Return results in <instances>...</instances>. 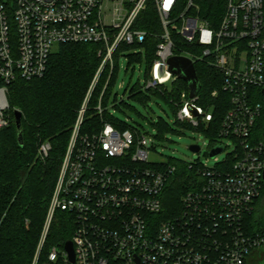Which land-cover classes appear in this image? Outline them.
<instances>
[{
	"label": "built area",
	"instance_id": "obj_1",
	"mask_svg": "<svg viewBox=\"0 0 264 264\" xmlns=\"http://www.w3.org/2000/svg\"><path fill=\"white\" fill-rule=\"evenodd\" d=\"M148 1L0 0L4 84L42 76L59 44L95 42L105 49L73 124L31 264H71L64 245L52 246L40 258L56 209L73 215V264H264V139L255 133L264 105V0H226L217 27L195 13L193 0H186L174 17L178 0H153L161 32L144 87L175 81L167 60L181 55L193 63L205 59L216 68L221 90L229 96L217 141L208 151L216 145L223 146L221 152L227 146L231 151L222 161L214 156V166L188 162L195 177L179 210L168 212L163 205L175 166L147 158L155 149L154 136L130 128L120 131L108 122L96 133H80L91 90L106 63L112 66L114 50L145 40L147 31L136 20ZM103 8L109 11L102 14ZM172 31L186 43L198 44L201 52L174 53ZM5 90L0 87L5 100L0 126L7 123L1 110ZM217 94V89L211 92ZM181 98L177 118L206 129L212 111L196 103L198 94L189 98L183 92ZM94 110H108L101 95ZM49 149L48 142L41 143L39 157L45 158Z\"/></svg>",
	"mask_w": 264,
	"mask_h": 264
},
{
	"label": "trees",
	"instance_id": "obj_2",
	"mask_svg": "<svg viewBox=\"0 0 264 264\" xmlns=\"http://www.w3.org/2000/svg\"><path fill=\"white\" fill-rule=\"evenodd\" d=\"M186 0H178L171 12L176 16L185 7ZM197 6L195 13L205 19L211 27H217L226 7V0H193ZM190 11V9H189ZM193 12V10H191ZM136 26L147 31L142 43L119 44L112 54V66L106 63L91 90L80 133H96L105 122L118 130L136 127L114 117L108 110L98 113L94 110L101 95V104L106 107L126 104L133 99L143 104L151 95L159 96L174 112L176 124L182 128L203 131L210 144L217 141L221 119L229 105V96L221 90L222 75L205 59H196L194 67L201 84L196 103L213 113L209 126L205 129L177 118L182 105L181 93L188 96L187 83L180 78L156 88H145L144 83L130 81L122 88L118 100L115 81L119 70L118 56H126L125 69L134 70L144 64L145 80L149 77L155 58V47L159 41L161 24L153 0L136 20ZM174 43L173 52L197 53L201 47L196 43H186L182 36L171 32ZM105 54L103 44L63 43L52 52L46 70L40 77L29 80L16 78L8 84L0 80V87H6L8 108L2 112L7 123L0 126V264H31L40 239L45 216L57 181L59 167L75 122L78 110L90 88V84ZM217 89V96L211 92ZM21 112L23 145L17 141L14 125V111ZM157 129L155 139L172 130L170 124L161 116L152 121ZM258 138L264 139V105L255 125ZM48 142L50 149L45 158H40L38 149L41 143ZM161 164L174 165L175 171L169 177L163 192V205L168 212H175L181 206L182 195L191 188L195 177L194 167L188 162L169 159ZM166 215L163 216V218ZM73 215L56 209L54 211L40 258H45L52 246L63 247L72 236Z\"/></svg>",
	"mask_w": 264,
	"mask_h": 264
},
{
	"label": "rangeland",
	"instance_id": "obj_3",
	"mask_svg": "<svg viewBox=\"0 0 264 264\" xmlns=\"http://www.w3.org/2000/svg\"><path fill=\"white\" fill-rule=\"evenodd\" d=\"M108 11V9L103 8L102 14ZM126 60V56L120 53L118 56L119 70L115 81V87L118 90V100L121 97L122 88L128 81L133 83L138 80L141 85L145 82V65L142 64L141 68H139L137 64L134 70H131V68L126 70ZM166 85L170 88L171 82H168ZM123 98H125L128 105L119 104L113 106L111 103L108 104V111L114 117L136 127L141 133H145L146 136H154L157 134L156 126L152 122L157 116L163 117L172 128V130L163 133L162 138L155 139V149L150 151L147 155L149 161L165 162L169 159H178L185 162L199 161L207 166L215 165L216 161L207 154L210 139L205 136L202 131L179 127L176 124V117L173 110L159 96L151 95L150 99L145 104L133 99H126V95H124ZM7 108L8 102L6 99V107L1 109L2 112ZM3 117L6 118L5 116ZM226 141L227 140H224L225 143ZM195 143L200 146V151L196 153L189 150V145ZM227 144L230 145V143ZM231 148V146H227L223 152L217 155V160L222 161L226 159Z\"/></svg>",
	"mask_w": 264,
	"mask_h": 264
},
{
	"label": "water",
	"instance_id": "obj_4",
	"mask_svg": "<svg viewBox=\"0 0 264 264\" xmlns=\"http://www.w3.org/2000/svg\"><path fill=\"white\" fill-rule=\"evenodd\" d=\"M168 69L173 74L177 76V78L183 79L189 88L188 97L194 98L200 90L201 84L198 80L196 70L194 67L193 61L181 55H173L170 56L167 60ZM160 73L162 74L161 68ZM190 110L195 115L196 110L194 107L189 105ZM14 125L16 130L17 141L20 145H23V131L21 124V112L19 110L14 111ZM189 150L196 153L199 151V146L195 144L189 145ZM223 150L222 145H216L208 151V156L213 158L217 154H219ZM64 250L67 253L68 260L71 264L74 263V252L72 247V242L67 240L64 243Z\"/></svg>",
	"mask_w": 264,
	"mask_h": 264
},
{
	"label": "bare ground",
	"instance_id": "obj_5",
	"mask_svg": "<svg viewBox=\"0 0 264 264\" xmlns=\"http://www.w3.org/2000/svg\"><path fill=\"white\" fill-rule=\"evenodd\" d=\"M4 96L0 93V103L4 105Z\"/></svg>",
	"mask_w": 264,
	"mask_h": 264
}]
</instances>
